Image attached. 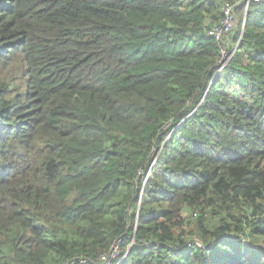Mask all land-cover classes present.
Masks as SVG:
<instances>
[{
    "label": "trees",
    "instance_id": "1",
    "mask_svg": "<svg viewBox=\"0 0 264 264\" xmlns=\"http://www.w3.org/2000/svg\"><path fill=\"white\" fill-rule=\"evenodd\" d=\"M224 2L0 0V264H264V0L220 42Z\"/></svg>",
    "mask_w": 264,
    "mask_h": 264
},
{
    "label": "built area",
    "instance_id": "2",
    "mask_svg": "<svg viewBox=\"0 0 264 264\" xmlns=\"http://www.w3.org/2000/svg\"><path fill=\"white\" fill-rule=\"evenodd\" d=\"M254 2V3H260L263 0H247L246 3V10H245V16L247 15V8L249 2ZM236 6L234 4H230L228 2H224L223 6V11H224V16L222 21L216 25L212 30L211 34L213 37H215L218 41L222 42L225 41L236 29L238 25V17L236 14ZM198 246H202L201 242H197ZM119 256V246L118 243L115 244V246L112 248L110 253L106 256H103L101 258L102 262L100 264H116V260L118 259ZM116 261V262H115ZM88 260L82 259L81 264H86Z\"/></svg>",
    "mask_w": 264,
    "mask_h": 264
},
{
    "label": "clouds",
    "instance_id": "3",
    "mask_svg": "<svg viewBox=\"0 0 264 264\" xmlns=\"http://www.w3.org/2000/svg\"><path fill=\"white\" fill-rule=\"evenodd\" d=\"M250 3H251V2H249V4H248V8H249ZM248 8H247V9H248ZM245 10H246V6H245ZM245 10H244V11H245ZM247 12H248V10H247ZM236 14H237V13H236ZM237 17H238V25H237L236 29L238 28V26H239V24H240L241 21H242V24H243V26H242V29H243V28H244V25H245V21H246V17H247V15L245 16V14H244V19H242V20L239 18V15H238V14H237ZM236 29H235V30H236ZM235 30H234V31H235ZM234 31H233V32H234ZM227 39H228V38H227ZM235 50H236V49H235ZM234 52H235V51H234ZM234 52H233L231 55H229V56H228V53H226V52L224 53V62L222 63V68L227 64V62L230 60V58L234 55ZM118 264H120V263H118Z\"/></svg>",
    "mask_w": 264,
    "mask_h": 264
},
{
    "label": "rangeland",
    "instance_id": "4",
    "mask_svg": "<svg viewBox=\"0 0 264 264\" xmlns=\"http://www.w3.org/2000/svg\"><path fill=\"white\" fill-rule=\"evenodd\" d=\"M244 14H245V11L243 12V14H241L242 19H244Z\"/></svg>",
    "mask_w": 264,
    "mask_h": 264
}]
</instances>
